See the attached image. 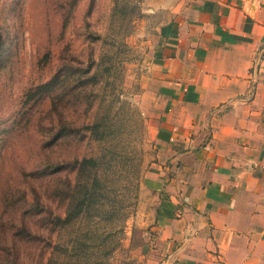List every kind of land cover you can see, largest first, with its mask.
Here are the masks:
<instances>
[{
	"label": "rangeland",
	"instance_id": "1",
	"mask_svg": "<svg viewBox=\"0 0 264 264\" xmlns=\"http://www.w3.org/2000/svg\"><path fill=\"white\" fill-rule=\"evenodd\" d=\"M158 3L0 0V264L44 262L80 233L84 222L58 228L43 216L63 212L57 191L77 190L86 173L75 160L93 156L114 218L87 227L97 237L108 226L105 264H156L159 201L143 187L154 146L139 81L168 18Z\"/></svg>",
	"mask_w": 264,
	"mask_h": 264
},
{
	"label": "crops",
	"instance_id": "2",
	"mask_svg": "<svg viewBox=\"0 0 264 264\" xmlns=\"http://www.w3.org/2000/svg\"><path fill=\"white\" fill-rule=\"evenodd\" d=\"M157 5L168 18L139 81L156 264H264V0Z\"/></svg>",
	"mask_w": 264,
	"mask_h": 264
},
{
	"label": "trees",
	"instance_id": "3",
	"mask_svg": "<svg viewBox=\"0 0 264 264\" xmlns=\"http://www.w3.org/2000/svg\"><path fill=\"white\" fill-rule=\"evenodd\" d=\"M68 66V65H67ZM100 125L98 122L91 124L90 134L98 133ZM86 128H88L86 126ZM93 130V131H92ZM75 170L78 174L86 173L85 178L79 183L77 190L75 186L61 189L56 195L59 202L63 203L64 209L62 213L49 211L48 216H43V219L48 217V223L58 228H68L76 221L84 222L86 228H81L80 233H77L75 238L57 242L53 250H56V255L51 253L44 262H35L34 264H97V260L101 259L102 264L106 262V231L108 226H102L100 235L96 237L90 227H99V223L104 221H112L113 214L108 203L105 202L107 190L102 187V176L98 173L101 166L98 156L82 157L75 160ZM88 169L90 171L88 172ZM75 172V173H76ZM33 204L38 205L40 198L38 195H33ZM39 204L38 206H40ZM116 212H119L116 204L111 205ZM88 227V228H87ZM20 230H23L22 223L19 225ZM83 231V232H82ZM100 237V238H99ZM121 264H136L134 260L128 258L119 259ZM23 264V263H16Z\"/></svg>",
	"mask_w": 264,
	"mask_h": 264
}]
</instances>
